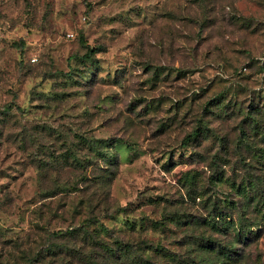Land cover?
<instances>
[{
	"label": "rangeland",
	"instance_id": "rangeland-1",
	"mask_svg": "<svg viewBox=\"0 0 264 264\" xmlns=\"http://www.w3.org/2000/svg\"><path fill=\"white\" fill-rule=\"evenodd\" d=\"M0 264H264V0H0Z\"/></svg>",
	"mask_w": 264,
	"mask_h": 264
},
{
	"label": "trees",
	"instance_id": "trees-1",
	"mask_svg": "<svg viewBox=\"0 0 264 264\" xmlns=\"http://www.w3.org/2000/svg\"><path fill=\"white\" fill-rule=\"evenodd\" d=\"M92 52V50H87L84 54H83V56H85V57H88L89 55H90V53ZM87 220H85V222H86ZM119 244V243H118ZM129 247H130V245L128 246V247H121V248H119V252L118 253H121V254H124V253H126L127 251H128V249H129Z\"/></svg>",
	"mask_w": 264,
	"mask_h": 264
}]
</instances>
